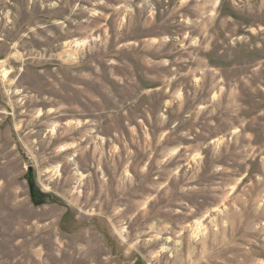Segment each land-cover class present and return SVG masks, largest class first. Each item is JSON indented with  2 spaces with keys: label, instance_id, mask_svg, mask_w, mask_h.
Masks as SVG:
<instances>
[{
  "label": "rangeland",
  "instance_id": "1",
  "mask_svg": "<svg viewBox=\"0 0 264 264\" xmlns=\"http://www.w3.org/2000/svg\"><path fill=\"white\" fill-rule=\"evenodd\" d=\"M0 264H264V0H0Z\"/></svg>",
  "mask_w": 264,
  "mask_h": 264
},
{
  "label": "water",
  "instance_id": "2",
  "mask_svg": "<svg viewBox=\"0 0 264 264\" xmlns=\"http://www.w3.org/2000/svg\"><path fill=\"white\" fill-rule=\"evenodd\" d=\"M27 180L29 182V189L31 192V198L33 200V202L35 203V205H39L40 203H42L43 201L48 200L49 196H46L42 193H40L37 189H35V184L33 182V169L30 168L29 169V174L27 175Z\"/></svg>",
  "mask_w": 264,
  "mask_h": 264
},
{
  "label": "bare ground",
  "instance_id": "3",
  "mask_svg": "<svg viewBox=\"0 0 264 264\" xmlns=\"http://www.w3.org/2000/svg\"><path fill=\"white\" fill-rule=\"evenodd\" d=\"M5 74V73H4ZM6 75H8L7 73H6ZM5 76V75H4ZM6 77V76H5Z\"/></svg>",
  "mask_w": 264,
  "mask_h": 264
},
{
  "label": "flooded vegetation",
  "instance_id": "4",
  "mask_svg": "<svg viewBox=\"0 0 264 264\" xmlns=\"http://www.w3.org/2000/svg\"><path fill=\"white\" fill-rule=\"evenodd\" d=\"M36 189V188H35ZM30 194H31V192H30Z\"/></svg>",
  "mask_w": 264,
  "mask_h": 264
}]
</instances>
